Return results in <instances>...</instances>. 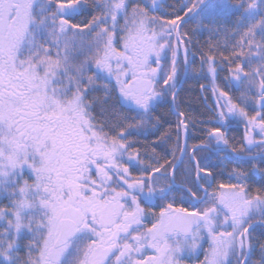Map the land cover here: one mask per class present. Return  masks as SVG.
I'll use <instances>...</instances> for the list:
<instances>
[{
    "label": "snow or ice",
    "instance_id": "6c2138e0",
    "mask_svg": "<svg viewBox=\"0 0 264 264\" xmlns=\"http://www.w3.org/2000/svg\"><path fill=\"white\" fill-rule=\"evenodd\" d=\"M0 264H264V0H0Z\"/></svg>",
    "mask_w": 264,
    "mask_h": 264
},
{
    "label": "rangeland",
    "instance_id": "374dc122",
    "mask_svg": "<svg viewBox=\"0 0 264 264\" xmlns=\"http://www.w3.org/2000/svg\"><path fill=\"white\" fill-rule=\"evenodd\" d=\"M198 88H199L198 82H196L195 80H188L187 83L184 85L185 91H182L180 94L182 108H184V106H187L186 110L192 114H195L194 112L197 111L195 110V106L193 105L192 97ZM208 95L210 96L211 93L209 92Z\"/></svg>",
    "mask_w": 264,
    "mask_h": 264
},
{
    "label": "trees",
    "instance_id": "16d2710c",
    "mask_svg": "<svg viewBox=\"0 0 264 264\" xmlns=\"http://www.w3.org/2000/svg\"><path fill=\"white\" fill-rule=\"evenodd\" d=\"M192 102H193V105L195 106V110H197L196 112H194L195 114H199L200 112H202L204 110V103H203L202 95L200 93L199 88L195 91V93L192 97ZM184 108L186 109L187 106H184ZM177 179L179 181L181 179V177L178 175Z\"/></svg>",
    "mask_w": 264,
    "mask_h": 264
}]
</instances>
